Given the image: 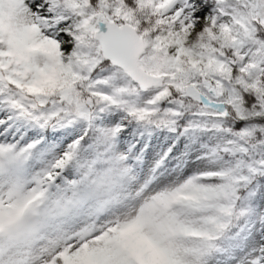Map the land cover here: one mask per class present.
<instances>
[{
  "label": "snow or ice",
  "instance_id": "snow-or-ice-1",
  "mask_svg": "<svg viewBox=\"0 0 264 264\" xmlns=\"http://www.w3.org/2000/svg\"><path fill=\"white\" fill-rule=\"evenodd\" d=\"M0 264H264V0H0Z\"/></svg>",
  "mask_w": 264,
  "mask_h": 264
}]
</instances>
